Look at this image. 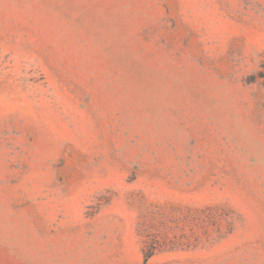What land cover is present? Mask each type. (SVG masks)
<instances>
[{"label": "rangeland", "instance_id": "obj_1", "mask_svg": "<svg viewBox=\"0 0 264 264\" xmlns=\"http://www.w3.org/2000/svg\"><path fill=\"white\" fill-rule=\"evenodd\" d=\"M0 264H264V0H0Z\"/></svg>", "mask_w": 264, "mask_h": 264}, {"label": "trees", "instance_id": "obj_2", "mask_svg": "<svg viewBox=\"0 0 264 264\" xmlns=\"http://www.w3.org/2000/svg\"><path fill=\"white\" fill-rule=\"evenodd\" d=\"M151 252L150 253H148L146 256H145V260L147 259V258H149L150 256H151Z\"/></svg>", "mask_w": 264, "mask_h": 264}]
</instances>
